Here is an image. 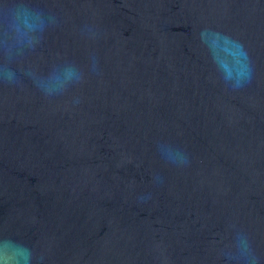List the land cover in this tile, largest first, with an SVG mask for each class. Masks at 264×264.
<instances>
[{
    "label": "water",
    "instance_id": "1",
    "mask_svg": "<svg viewBox=\"0 0 264 264\" xmlns=\"http://www.w3.org/2000/svg\"><path fill=\"white\" fill-rule=\"evenodd\" d=\"M0 264H264V0H0Z\"/></svg>",
    "mask_w": 264,
    "mask_h": 264
}]
</instances>
